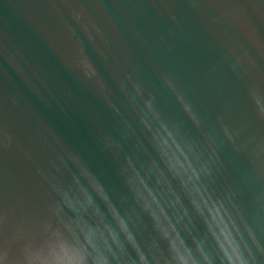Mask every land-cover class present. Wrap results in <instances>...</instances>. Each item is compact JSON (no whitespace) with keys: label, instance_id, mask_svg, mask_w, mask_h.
<instances>
[{"label":"water","instance_id":"water-1","mask_svg":"<svg viewBox=\"0 0 264 264\" xmlns=\"http://www.w3.org/2000/svg\"><path fill=\"white\" fill-rule=\"evenodd\" d=\"M0 264H264V0H0Z\"/></svg>","mask_w":264,"mask_h":264}]
</instances>
